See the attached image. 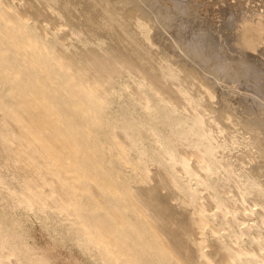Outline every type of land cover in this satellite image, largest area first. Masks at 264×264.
<instances>
[{
	"label": "bare ground",
	"instance_id": "6f19581e",
	"mask_svg": "<svg viewBox=\"0 0 264 264\" xmlns=\"http://www.w3.org/2000/svg\"><path fill=\"white\" fill-rule=\"evenodd\" d=\"M19 212L96 264H264V0H0V264H52Z\"/></svg>",
	"mask_w": 264,
	"mask_h": 264
},
{
	"label": "rangeland",
	"instance_id": "374dc122",
	"mask_svg": "<svg viewBox=\"0 0 264 264\" xmlns=\"http://www.w3.org/2000/svg\"><path fill=\"white\" fill-rule=\"evenodd\" d=\"M18 217L24 227L26 242L43 254L52 264H96L87 258L77 246L54 235L35 215L19 212ZM1 218L4 222L6 221L5 223H9L13 218V213L1 212Z\"/></svg>",
	"mask_w": 264,
	"mask_h": 264
}]
</instances>
